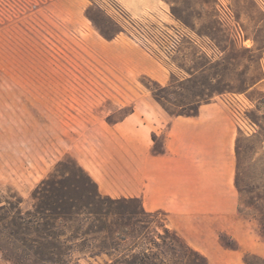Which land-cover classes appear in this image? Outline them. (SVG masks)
<instances>
[{
  "label": "rangeland",
  "instance_id": "1",
  "mask_svg": "<svg viewBox=\"0 0 264 264\" xmlns=\"http://www.w3.org/2000/svg\"><path fill=\"white\" fill-rule=\"evenodd\" d=\"M156 1L169 16L171 13L191 28L194 37L209 45L215 56L211 60L185 43L171 61L170 53L169 59H162L160 67L168 76L163 84L144 74H126L115 58L117 48L108 44L111 39L103 37L97 27L131 46L133 53L154 60L130 37L142 44L149 43L143 36L158 42V33L170 28L165 14L142 21L117 0H0V264H48L34 257L20 236L13 234V217L19 211L23 217L33 211V192L45 178L54 176L68 186L93 190L95 186L78 167L82 168L79 160L100 150L104 127L121 120L136 105L143 109L150 101L157 103L151 90L176 112L192 111L201 102L221 97L235 98L228 104L235 112L237 136L241 137L236 168L248 186L264 172V90L247 91L262 74L261 8L254 0H228L244 32H254L256 46L249 48L235 44L220 25L216 0ZM183 70L196 72L183 78ZM161 145L162 138L155 137L153 148ZM103 200L113 212L107 222L116 218L115 211L139 206L137 200L126 205L110 203L107 196ZM238 215L255 240L264 243L258 222ZM140 216L161 221L165 214ZM21 222L19 231L30 230L31 237L41 239L44 228L39 221L32 225ZM77 225L76 221L65 225L56 221L50 228L53 251L69 259V264H105L110 260L108 251L115 247L121 252L128 244L129 240L115 244L103 232L83 237L77 234ZM79 225L87 229L90 223L84 220ZM122 227L125 236L145 233L139 227L132 230L130 224ZM64 239L68 241L63 245ZM218 242L230 250L234 249L224 244L238 243L226 232L218 233ZM242 257L244 260L243 253ZM248 259L260 264L252 256Z\"/></svg>",
  "mask_w": 264,
  "mask_h": 264
},
{
  "label": "crops",
  "instance_id": "2",
  "mask_svg": "<svg viewBox=\"0 0 264 264\" xmlns=\"http://www.w3.org/2000/svg\"><path fill=\"white\" fill-rule=\"evenodd\" d=\"M117 1L142 21L161 13L169 17L170 26H182L192 36L195 34L171 13L169 16L156 0ZM254 2L263 13L259 22H264V0ZM245 33L249 48L255 47L254 32L245 29ZM135 38L130 37L154 60L133 53L131 46L114 37L108 44L117 48L115 58L120 68L130 76L144 74L165 83L168 76L160 64L163 58L169 59V53L162 52L152 41L142 44ZM185 43L215 59L209 45L201 46L185 37L177 51L170 54V61L185 48ZM259 62L262 74L247 91L264 90V46ZM183 71V78L196 72ZM225 99L199 103L196 115H171L157 100L148 102L143 109L136 105L121 120L104 127L100 150L79 163L101 194L136 198L144 210L164 213L167 225L205 255L209 264H245L241 251L225 249L218 242V233L226 232L241 247L264 256V243L255 240L238 215L239 193L234 183L238 123ZM154 134L162 138L160 152L154 151Z\"/></svg>",
  "mask_w": 264,
  "mask_h": 264
},
{
  "label": "trees",
  "instance_id": "3",
  "mask_svg": "<svg viewBox=\"0 0 264 264\" xmlns=\"http://www.w3.org/2000/svg\"><path fill=\"white\" fill-rule=\"evenodd\" d=\"M86 15L94 20L88 13ZM99 33L106 39L114 38V34H107L100 27H97ZM169 86V85H168ZM152 91L153 97L168 111L171 115H196L197 107L192 111L180 112L171 111L162 101L161 96ZM260 130L262 129L261 126ZM156 135H153L155 140ZM240 136H236L235 140V155H239ZM155 152L162 151V148L155 149ZM81 173L95 186L93 190H84L79 186H68L64 180H60L54 176L43 179L33 192L34 209L27 212L26 217L21 216L19 211L13 218L14 232L20 236L24 245L32 252L34 257L48 264H69L71 261L62 258L57 252H54V244H50L49 238L54 232L50 228L54 227L56 221L65 225L69 222H77V234L84 237V234L103 232L109 236L115 244L126 243V248L118 252L115 247L107 252L110 260L105 264H209L205 255L190 246L184 238H182L174 229H171L166 222V216L161 221L145 220L140 214L153 216L154 212L144 210L141 203L136 198H111L107 196L110 203L127 204L134 200L138 201L137 208H125L123 211H115L116 218L113 221L107 222V216L112 214L104 196L98 190L96 183L80 166ZM262 168V167H261ZM264 169V167H263ZM235 186L239 193L238 212L245 214L248 217L255 219L260 227V235L264 237V172L257 177L252 186L245 185L240 177L239 167L236 168ZM162 213V212H159ZM124 219H127L125 223ZM89 220L90 226L87 229H81V221ZM26 221L27 225L39 221L44 228V232L39 236L41 239L31 237L29 231H19V225ZM38 222V223H39ZM124 224H130L132 230L141 228L143 235L129 237L121 232ZM152 235L150 238L149 235ZM159 239V240H157ZM68 240L64 239L63 245ZM144 244L139 248V245ZM224 246L241 250L246 264H253L248 257L252 256L258 260L260 264H264V257L250 253L247 250H242L237 242L233 245ZM117 251V252H115Z\"/></svg>",
  "mask_w": 264,
  "mask_h": 264
},
{
  "label": "built area",
  "instance_id": "4",
  "mask_svg": "<svg viewBox=\"0 0 264 264\" xmlns=\"http://www.w3.org/2000/svg\"><path fill=\"white\" fill-rule=\"evenodd\" d=\"M217 19L220 25L227 31L232 41L240 46L249 47L250 42L246 37L244 29L240 21L236 18L228 0H216L215 3ZM185 37H190L196 44L204 46L196 37L188 33L182 26L172 25L165 31L158 33V42H153L159 46L160 50L165 54H172L177 51L180 44ZM147 42H151L148 37L143 36ZM146 44V43H144ZM235 100V98H226L225 101L228 103Z\"/></svg>",
  "mask_w": 264,
  "mask_h": 264
}]
</instances>
